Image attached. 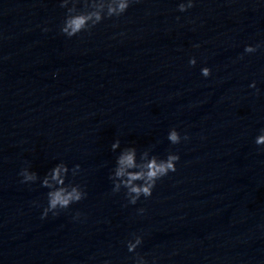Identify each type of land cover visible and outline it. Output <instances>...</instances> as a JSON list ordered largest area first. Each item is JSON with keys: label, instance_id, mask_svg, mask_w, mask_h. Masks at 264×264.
Here are the masks:
<instances>
[{"label": "water", "instance_id": "1", "mask_svg": "<svg viewBox=\"0 0 264 264\" xmlns=\"http://www.w3.org/2000/svg\"><path fill=\"white\" fill-rule=\"evenodd\" d=\"M180 2L67 37L60 0H0V264H133L132 234L150 264H264V0ZM126 146L180 157L135 204L109 179ZM61 161L86 196L42 218L48 189L19 172Z\"/></svg>", "mask_w": 264, "mask_h": 264}, {"label": "clouds", "instance_id": "2", "mask_svg": "<svg viewBox=\"0 0 264 264\" xmlns=\"http://www.w3.org/2000/svg\"><path fill=\"white\" fill-rule=\"evenodd\" d=\"M133 0H60V7L66 9L63 22L60 25L61 33L67 37H72L84 31H90L95 25L105 18L119 17L128 9ZM82 4L81 8L77 4ZM70 5V6H69ZM194 6V0H181L178 3V11L184 12ZM179 19V17H177ZM47 30V29H45ZM199 47V45H194ZM260 47L257 43L247 44L244 47L245 53H254ZM189 65H195V57L189 58ZM201 75L208 77L211 75L209 67L204 66L200 69ZM249 87H255V81L251 82ZM167 139L172 144H178L181 139L187 140V133L181 137L180 133L173 127L167 133ZM257 146H264V128L254 138ZM120 147V140L117 138L111 144V150L115 151ZM180 159L178 153L169 152L165 158H159L151 154L150 149H144L137 157V150L134 146L122 148L115 158V166L112 169L109 179L112 181V192H119L122 188L125 190V196L128 203L135 204L143 196L148 198L156 182L169 172L176 170V162ZM80 170V165H74L71 170L63 162L55 164L47 173L39 178L35 171H30L28 167L20 170L22 183L35 182L40 179L42 187H46L48 192L47 206L43 208L41 217L44 218L49 212L53 216L58 214V210L67 209L70 205L82 200L86 193L79 184L65 183L66 176L71 171L72 176H76ZM143 213L144 209L137 210ZM77 212L74 219L79 217ZM127 250L134 253L133 264H150L145 255L135 252L137 247L142 243V237L132 234V238L126 242ZM156 257H152L151 264H155ZM104 264H108L107 261Z\"/></svg>", "mask_w": 264, "mask_h": 264}]
</instances>
